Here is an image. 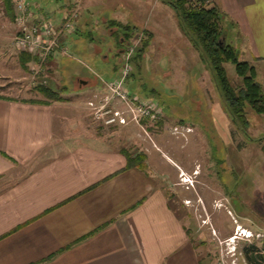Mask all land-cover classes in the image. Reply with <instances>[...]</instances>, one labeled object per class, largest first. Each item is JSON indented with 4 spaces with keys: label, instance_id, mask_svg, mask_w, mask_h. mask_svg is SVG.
Wrapping results in <instances>:
<instances>
[{
    "label": "crops",
    "instance_id": "0c3cea01",
    "mask_svg": "<svg viewBox=\"0 0 264 264\" xmlns=\"http://www.w3.org/2000/svg\"><path fill=\"white\" fill-rule=\"evenodd\" d=\"M175 1L118 0L114 7L113 0H102L99 15L111 34L121 33L119 42L122 32L116 23L129 27L131 34L141 30L149 36L144 53L152 43L171 50L178 42L190 43L179 21V28L171 27V12L178 20ZM208 3L223 14V39L238 57L243 53L264 60V0ZM129 17L131 24L124 22ZM72 41V49H78V35ZM13 51L11 64L0 61V78L23 80L25 85L0 93V264H201L168 198L167 176L153 162L163 133L152 135L149 130L150 143L139 132L131 136L145 160L143 169L128 167L125 149L88 130L83 120L87 111L76 104L93 93H107L96 78L100 76L78 75L82 88L72 96L60 94L71 100L47 101L28 88L18 58L15 63L18 51ZM165 56L181 57L183 64L190 54ZM49 63L59 70L60 57ZM113 73L111 79L117 77ZM128 127L148 131L135 124L123 128ZM176 167L178 174L185 170Z\"/></svg>",
    "mask_w": 264,
    "mask_h": 264
},
{
    "label": "rangeland",
    "instance_id": "374dc122",
    "mask_svg": "<svg viewBox=\"0 0 264 264\" xmlns=\"http://www.w3.org/2000/svg\"><path fill=\"white\" fill-rule=\"evenodd\" d=\"M3 1L0 0V61L9 60L15 50V25L7 18ZM27 2L32 13L40 14L55 25L62 24L59 20L64 15L69 18L75 15L72 32L61 37L65 54L59 50L55 56L61 60L59 70L50 63L45 67L49 77L46 85L61 94L72 96L78 88H82L78 75L92 78L99 75V78L96 77L99 85L105 87V83L122 77L128 66L130 72L125 79L126 86L134 94L150 99L159 106L162 124L158 125L159 128L150 129V134L163 133L160 139L162 145H157L160 150L153 151V162L159 166L157 171L165 172L167 176L171 191L167 193L168 198L198 251L200 263L252 264L250 254L244 252L250 245H254L257 254H261L264 259V115H258L247 107V129L242 130L233 124L223 108L209 71L184 35L181 39L188 41L189 46L186 42H178L170 50L159 49L158 44L152 43L142 58L132 60L140 39L150 38L139 30L120 46L118 40L121 33L111 34L99 15L102 12V0ZM113 2L112 5L117 7L118 0ZM114 7L110 10L115 11ZM171 13V27L176 30L178 20L175 13ZM124 22L131 24L133 20L129 17ZM76 34L79 48L75 46L73 50L69 43ZM154 34L156 39L161 37L157 32ZM219 38L225 42L223 34ZM80 45L89 48L84 51ZM16 53L13 54L16 56L15 63L19 55ZM166 53H184L190 54V57L182 64L181 57H168V60ZM118 58L121 59L120 64L117 63ZM239 60L255 67L256 82L260 84L264 95V60H255L249 55L243 56V53ZM9 61L11 64L12 60ZM224 67L232 86L241 85L234 65L227 63ZM19 69L20 74L28 78L27 86L32 92L38 83L33 81L29 67ZM112 72H115L112 77L117 76L114 79L109 74ZM101 77L111 80L106 81ZM23 82L0 78V93H8L11 87L20 88ZM87 102L81 100L76 101V104L87 111L83 120L94 135L120 145L132 154L139 153V148L133 145L131 136L139 132L150 143L149 130L141 132L136 128V132L134 127L102 126L94 120ZM174 127L179 128L178 133L173 131ZM217 159L224 161L216 163ZM177 165L185 168L183 173L178 174ZM159 184L166 187V184ZM245 231L247 233L242 235Z\"/></svg>",
    "mask_w": 264,
    "mask_h": 264
},
{
    "label": "trees",
    "instance_id": "16d2710c",
    "mask_svg": "<svg viewBox=\"0 0 264 264\" xmlns=\"http://www.w3.org/2000/svg\"><path fill=\"white\" fill-rule=\"evenodd\" d=\"M197 1L200 5L194 7L188 5L186 0H176L172 4V8L176 12L182 32L188 38L192 47L198 52L202 64L209 71L227 116L233 124L245 130L248 126L246 118L247 107H250L258 115H264V95L262 94L260 84L256 82V69L248 62L240 61L237 50L219 38L222 36L220 23L223 14L218 7L205 6L206 0ZM3 2L7 18L14 23V0H4ZM116 24L119 31L122 32L123 42H119L121 46L131 36V29L127 26ZM147 43V40L140 39V45L136 47L132 60H138L142 57ZM18 59L20 67L25 70L29 66V63L34 60V57L25 53H19ZM227 63L234 65L235 74L241 79V85L232 86L224 67ZM33 91L51 102L66 101L61 97V93L48 85L37 84ZM162 120L163 116L156 123L142 120L141 126L147 130L159 128ZM122 152L126 157L128 167L135 166L143 169L145 160L143 153L132 154L127 150H123ZM255 248L254 245H250L244 252L246 255L250 254L249 259L252 264L264 263L263 256L259 253L257 254Z\"/></svg>",
    "mask_w": 264,
    "mask_h": 264
},
{
    "label": "built area",
    "instance_id": "2783aa9c",
    "mask_svg": "<svg viewBox=\"0 0 264 264\" xmlns=\"http://www.w3.org/2000/svg\"><path fill=\"white\" fill-rule=\"evenodd\" d=\"M186 1L194 7L200 5L197 0ZM204 5L209 7L208 0ZM14 11V47L19 53L34 57L28 66L32 79L38 84L46 85L49 77L45 67L59 50L65 54L61 37L72 32L75 15L66 17L61 25H55L40 14L32 13L27 0H14ZM129 70L130 67L127 66L122 77L105 83V95L95 94L87 102L94 120L102 126H141L142 120L156 123L162 118V112L154 101L134 94L126 86L125 79ZM173 131L178 133L179 128L174 127Z\"/></svg>",
    "mask_w": 264,
    "mask_h": 264
},
{
    "label": "flooded vegetation",
    "instance_id": "af4514ba",
    "mask_svg": "<svg viewBox=\"0 0 264 264\" xmlns=\"http://www.w3.org/2000/svg\"><path fill=\"white\" fill-rule=\"evenodd\" d=\"M217 160H218V159H217ZM217 160H215L216 163H221V162L224 161V160L222 161L221 159H219L218 161H217ZM231 162H232V160H231Z\"/></svg>",
    "mask_w": 264,
    "mask_h": 264
},
{
    "label": "bare ground",
    "instance_id": "6f19581e",
    "mask_svg": "<svg viewBox=\"0 0 264 264\" xmlns=\"http://www.w3.org/2000/svg\"><path fill=\"white\" fill-rule=\"evenodd\" d=\"M246 233H247V232L245 231V232L242 233V235H245ZM248 236H249V235H248Z\"/></svg>",
    "mask_w": 264,
    "mask_h": 264
}]
</instances>
